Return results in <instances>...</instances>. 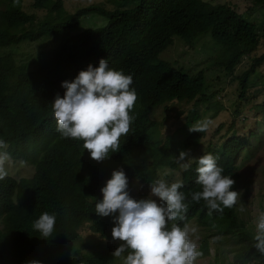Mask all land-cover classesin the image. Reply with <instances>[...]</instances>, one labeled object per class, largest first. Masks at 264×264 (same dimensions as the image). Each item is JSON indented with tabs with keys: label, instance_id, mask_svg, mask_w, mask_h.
Returning <instances> with one entry per match:
<instances>
[{
	"label": "trees",
	"instance_id": "trees-1",
	"mask_svg": "<svg viewBox=\"0 0 264 264\" xmlns=\"http://www.w3.org/2000/svg\"><path fill=\"white\" fill-rule=\"evenodd\" d=\"M21 1L18 0L19 5ZM47 1L33 0L32 5L43 8ZM249 1L264 4V0ZM62 7L63 1L56 0L52 9ZM90 13L108 18L107 25L73 35L80 18ZM33 20L34 15L20 7L0 8V48L45 34L61 36L55 48L39 51L31 64L17 63L11 53L0 50V139L6 142L11 159H35L30 178L6 176L0 180V264H30L33 260L40 264H118L124 261L128 250L114 261L112 246L103 242L79 254L77 244L82 237L78 228L87 222L90 233L119 247L123 242L113 240L111 235L114 216L101 217L95 212L96 203L102 200L100 190L114 170L122 169L128 178L130 195L132 179L150 183L156 170L142 165L111 167L91 159L84 174L81 159L90 155L83 147L84 142L62 138L56 131L52 103L57 95L64 96L66 89L61 87L62 82H71L89 64L98 67L101 59L108 60L109 68L132 76L130 88L135 90L137 100L129 115L134 119L127 136L120 138L119 151H109L105 160L111 162L127 157L132 149H149L148 130L152 126L149 115L158 104L210 99L204 93L203 69L189 75L158 59L159 53L171 43L172 35L192 40L209 31L215 41L229 49L228 57L222 62L229 74L243 56H249V66L237 76L240 100L247 91L250 76L264 63V52L255 54L261 34L254 23L233 7L206 0H139L135 7L113 10L89 4L64 21L12 32ZM204 135L205 131L190 132L184 139V147L198 145ZM244 144V136L233 135L224 141L219 154H213L218 166L224 169L222 175L235 181L232 191L239 178L236 159ZM197 167L194 161L189 170L181 173L184 186L179 191L185 195L188 210L184 220L169 221L168 229L173 223L184 227L194 218L199 225L220 236L232 237L237 243L229 258L215 251L211 264H264V255L253 247L256 231L238 215L234 206L225 208L223 213L213 211L209 216L203 199L199 203L192 201L191 194L202 191L196 183ZM45 212L56 217L54 232L48 238L41 237L32 227ZM198 250L204 256L210 254L206 237ZM72 254L79 255L71 258Z\"/></svg>",
	"mask_w": 264,
	"mask_h": 264
},
{
	"label": "rangeland",
	"instance_id": "rangeland-1",
	"mask_svg": "<svg viewBox=\"0 0 264 264\" xmlns=\"http://www.w3.org/2000/svg\"><path fill=\"white\" fill-rule=\"evenodd\" d=\"M32 1L22 0L19 5L18 0H0L1 9L20 7L26 13L34 15L33 21L19 25L12 32L33 30L41 25L64 21L78 8L89 4H99L113 10L132 8L139 2V0H62L63 7L53 10L56 0H48L43 8H34ZM206 1L213 4H227L242 14L247 21L254 23L261 34L255 54L264 52V4H255L249 0ZM107 23L108 18L105 16L90 13L80 18L72 34L77 35L87 29L103 28ZM60 40V35L45 34L35 40H24L0 50H4L5 54L11 53L17 63L31 64L39 51L55 48ZM228 54L227 46L215 41L209 31L192 40H185L176 34L172 35L171 43L159 53L158 59L167 62L173 69H181L189 75L203 69L206 88L204 93L209 95L210 99L198 103L170 100L158 104L149 115V121L152 123L148 130L149 149L147 151L132 149L125 158L102 162L111 167L142 165L148 170L155 169L156 176L150 183L132 179L130 197L135 200L148 198L156 200L157 198L150 194L149 186L153 182L165 179L170 185L181 180L182 171L176 163V157L181 151H190L192 158L205 154H219L226 139L233 135L244 136L245 144L236 159L239 178L233 189V191H241L242 194L234 207L238 215L256 231L258 217L264 212V63L250 76L247 91L239 100L240 86L237 76L249 66L250 57L243 56L229 74L222 63ZM202 120L210 121L205 135L198 145L185 148L184 139L192 132L189 128ZM89 160H91L90 155L81 159V171L84 174H87L85 166ZM193 161L196 160H191L190 163ZM159 162H166L168 165L161 166ZM172 164L175 168L170 167ZM34 167L33 158L27 161L11 159L5 164L7 176L15 179L30 178ZM241 206L245 209L243 212L240 211ZM187 226L196 229V232L190 235L198 247L204 237L208 239L210 245V254L200 255L195 264H211L215 251L229 258L237 247L232 237L220 236L211 229L199 225L194 218L188 221ZM78 232L82 237L81 242L77 244L79 254L89 251L98 242L111 245L113 252L116 249L114 242L100 240L97 234L90 233L87 222L80 225ZM79 254H72L71 258H77ZM114 261H118L117 257ZM118 264L123 262L118 261Z\"/></svg>",
	"mask_w": 264,
	"mask_h": 264
},
{
	"label": "clouds",
	"instance_id": "clouds-1",
	"mask_svg": "<svg viewBox=\"0 0 264 264\" xmlns=\"http://www.w3.org/2000/svg\"><path fill=\"white\" fill-rule=\"evenodd\" d=\"M132 83L131 75L109 68L108 60L101 59L98 67L89 64L74 80L61 84L66 89L64 96L57 95L52 103L56 131L62 138L82 140L84 149L94 161L105 160L110 150L119 151L120 138L127 136L134 119L129 115L137 100L135 90L130 88ZM209 123L208 120L199 121L189 130L204 132ZM6 148V142L0 139V149ZM191 160L198 164L196 183L202 187V191L191 194L192 201L199 203L203 199L209 216L213 211L223 213L225 208L235 206L242 192L230 190L235 181L222 175L224 169L218 166L217 157L205 154L192 158L190 151H181L176 157L181 171L189 170ZM10 161L11 155L0 151V180L7 176L5 164ZM183 186L182 180L169 185L165 179H158L149 186L156 200H135L129 195L124 171L112 172L100 190L102 200L96 203L95 212L101 217L118 213L114 215L111 235L113 240L123 243L114 250V257H121L128 250L123 264H195L202 255L190 235L196 229L175 223L170 230L167 227L169 221L185 219L188 204L184 202V193L179 191ZM244 210L241 206L240 211ZM55 224V214L45 212L32 227L41 237L48 238ZM256 229L253 247L264 255V212L258 217ZM30 264L40 262L33 260Z\"/></svg>",
	"mask_w": 264,
	"mask_h": 264
}]
</instances>
